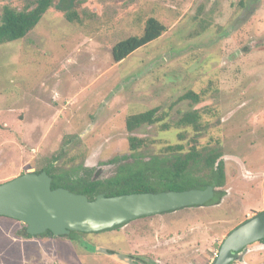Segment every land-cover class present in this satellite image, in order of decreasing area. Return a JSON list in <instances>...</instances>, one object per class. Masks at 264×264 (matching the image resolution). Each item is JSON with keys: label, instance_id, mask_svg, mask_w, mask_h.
<instances>
[{"label": "rangeland", "instance_id": "1", "mask_svg": "<svg viewBox=\"0 0 264 264\" xmlns=\"http://www.w3.org/2000/svg\"><path fill=\"white\" fill-rule=\"evenodd\" d=\"M32 1L0 0V20L4 7ZM150 17L167 31L115 63L114 45L142 35ZM189 91L202 101H179ZM154 108L161 122L126 130L127 117ZM192 111L198 135L176 125ZM130 136L144 140L145 161L174 145L221 151L225 195L77 241L22 238L26 225L0 216V264H211L224 238L264 211V0H75L71 10L55 0L25 38L0 45V184L62 149L58 167L111 178ZM233 264H264V242Z\"/></svg>", "mask_w": 264, "mask_h": 264}, {"label": "trees", "instance_id": "2", "mask_svg": "<svg viewBox=\"0 0 264 264\" xmlns=\"http://www.w3.org/2000/svg\"><path fill=\"white\" fill-rule=\"evenodd\" d=\"M55 0H33L32 4L23 10H15L4 7L0 20V45L21 40L37 27L46 12L53 6ZM67 3L68 9L74 5L75 0H61ZM75 12L67 13L68 21H75ZM167 31V27L158 19L150 17L145 24L140 36H131L119 41L112 49V57L115 63H120L128 58L136 50L159 39ZM204 93L189 91L179 97V101L190 100L198 104L202 101ZM158 108L127 117L125 127L129 133L143 126H151L161 122L157 115ZM202 117L198 111H192L183 115L176 123L178 127H193L196 134H200L204 128ZM165 129L169 126L164 125ZM130 153L116 156L112 163L120 162V168L116 175L102 180L93 174L92 169L82 167L60 168L57 166L66 151L62 149L49 163L48 166L36 172H46L52 178V189L59 187L82 194L93 201L99 194L106 197L134 194L156 193L159 191H186L191 189H205L208 186L215 188V197L207 205L215 204L225 195L221 189L226 183V174L222 153L219 150H209L203 154L194 145L188 152L183 153L184 146L174 145L166 148L164 156H154L150 161L142 160L138 150L143 146L144 140L135 136L128 138ZM197 140H194L196 143ZM129 159H133L129 162ZM117 226L114 229L121 228ZM86 233L71 232L68 238L72 241ZM22 238L54 237L51 231L32 236L27 233V227L18 234ZM264 240L261 241L263 243Z\"/></svg>", "mask_w": 264, "mask_h": 264}, {"label": "water", "instance_id": "3", "mask_svg": "<svg viewBox=\"0 0 264 264\" xmlns=\"http://www.w3.org/2000/svg\"><path fill=\"white\" fill-rule=\"evenodd\" d=\"M215 188L134 193L112 197L98 195L93 201L65 188L52 189L46 173L28 172L0 184V216L17 220L27 233L37 236L51 231L56 237L71 232L99 233L141 217L179 209L205 206ZM264 240V211L248 218L223 240L211 264H233L247 247Z\"/></svg>", "mask_w": 264, "mask_h": 264}, {"label": "flooded vegetation", "instance_id": "4", "mask_svg": "<svg viewBox=\"0 0 264 264\" xmlns=\"http://www.w3.org/2000/svg\"><path fill=\"white\" fill-rule=\"evenodd\" d=\"M143 161H145L144 159H142ZM151 160V159H150ZM149 160V161H150ZM112 161V160H111ZM109 162V165H113V166H115L116 167V174H117V172H118V170H119V168H120V165H121V163L120 162H118V163H112V162ZM133 161V159H129V162H132ZM145 162H148V161H145ZM83 167L84 168H87V169H92L93 170V174L94 175H96V176H98V178L99 179H101V175H100V171L98 170V169H94V168H88V167H85L84 165H83ZM59 188H62V187H59ZM216 191V190H215ZM159 192H166V191H159ZM159 192H156V193H159ZM100 195V194H99ZM162 214H164V213H162ZM162 214H158V215H162ZM154 216V215H153ZM150 217V216H149ZM141 218H143V217H141ZM139 219V218H138ZM134 221V220H133ZM128 224V223H127ZM125 226V225H124ZM123 227V226H122ZM112 230H116V229H112ZM246 250V249H245ZM244 250V251H245ZM244 251H242L241 252V254L244 252Z\"/></svg>", "mask_w": 264, "mask_h": 264}]
</instances>
